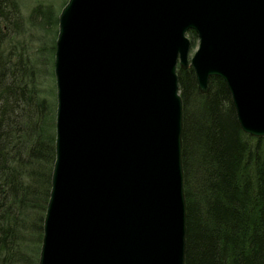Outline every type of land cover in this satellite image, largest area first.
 Segmentation results:
<instances>
[{
	"label": "water",
	"instance_id": "1",
	"mask_svg": "<svg viewBox=\"0 0 264 264\" xmlns=\"http://www.w3.org/2000/svg\"><path fill=\"white\" fill-rule=\"evenodd\" d=\"M187 66L201 93L222 78L242 131L264 137V0H67L38 264H185Z\"/></svg>",
	"mask_w": 264,
	"mask_h": 264
},
{
	"label": "trees",
	"instance_id": "2",
	"mask_svg": "<svg viewBox=\"0 0 264 264\" xmlns=\"http://www.w3.org/2000/svg\"><path fill=\"white\" fill-rule=\"evenodd\" d=\"M32 16L57 25L41 5ZM21 27L17 1L0 0V264H38L55 157L54 104L40 98L27 59L2 49ZM177 75L185 264H264V137L242 131L222 78L201 93L190 66Z\"/></svg>",
	"mask_w": 264,
	"mask_h": 264
},
{
	"label": "rangeland",
	"instance_id": "3",
	"mask_svg": "<svg viewBox=\"0 0 264 264\" xmlns=\"http://www.w3.org/2000/svg\"><path fill=\"white\" fill-rule=\"evenodd\" d=\"M22 16V31L15 34L11 39L3 43L4 55L14 48V53L20 55L29 62L27 68L34 73L40 98H45L49 107L54 104V117L56 109V89L55 78L53 74V59L55 50V38L57 34V25L44 23L43 19H37L39 22L33 23L32 11L37 5L46 8L47 13L53 14V21L57 19L58 14L67 0H16ZM188 36V35H187ZM10 38V37H9ZM191 47L188 58L192 56L197 48L198 40L188 37ZM54 46V50L52 49ZM12 56L13 52H12ZM178 70V69H177ZM52 72V75H51ZM55 119V118H54ZM55 123V120H54Z\"/></svg>",
	"mask_w": 264,
	"mask_h": 264
},
{
	"label": "bare ground",
	"instance_id": "4",
	"mask_svg": "<svg viewBox=\"0 0 264 264\" xmlns=\"http://www.w3.org/2000/svg\"><path fill=\"white\" fill-rule=\"evenodd\" d=\"M40 251V250H39Z\"/></svg>",
	"mask_w": 264,
	"mask_h": 264
}]
</instances>
